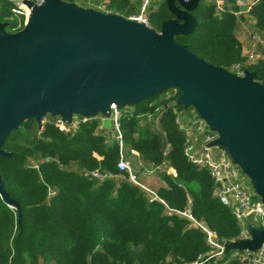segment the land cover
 Segmentation results:
<instances>
[{
    "label": "trees",
    "instance_id": "16d2710c",
    "mask_svg": "<svg viewBox=\"0 0 264 264\" xmlns=\"http://www.w3.org/2000/svg\"><path fill=\"white\" fill-rule=\"evenodd\" d=\"M68 1L126 18L136 14L139 6L138 0ZM253 1L247 6L223 0L219 7L217 0H202L192 11L198 20L195 31L175 38L216 66L232 71L240 64L243 71H254L255 79L264 85V47L256 61L248 62L238 38L246 8L251 30L264 33V0ZM0 9L8 31L23 27L24 18L16 15L11 0H0ZM172 16L166 0L151 1L150 27L160 30ZM174 90L176 101L181 90L169 88L135 106L120 108L119 118L128 154L137 153L142 167L158 172L167 183L157 188L164 204L150 201L126 172L121 179L101 180L92 174L96 170L119 173L118 143L110 127L99 130V118L81 122L71 132L53 123L40 128L34 119L13 130L3 144L11 155H0V172L9 196L21 206V217L0 196V264H184L213 251L190 219L168 209H188L219 239L240 240L242 227L231 208L215 195L217 186L209 171L184 154L186 134L176 123L174 109L188 117L193 113L190 107L168 104L165 97ZM231 253L208 264H224ZM227 264L242 263L230 259Z\"/></svg>",
    "mask_w": 264,
    "mask_h": 264
},
{
    "label": "water",
    "instance_id": "95a60500",
    "mask_svg": "<svg viewBox=\"0 0 264 264\" xmlns=\"http://www.w3.org/2000/svg\"><path fill=\"white\" fill-rule=\"evenodd\" d=\"M201 1L166 0L173 16L156 30L68 0H23L30 14L21 29L10 32L0 19V155H11L3 144L26 120L42 128L44 117L71 123L102 116L109 128L112 105L132 107L176 88V103L194 107L217 133L209 146L227 150L264 205V85L254 71L216 66L175 38L195 31L192 11ZM5 186L0 172V196L20 218L21 206ZM246 232L245 239H219L224 255L264 244V226L247 224Z\"/></svg>",
    "mask_w": 264,
    "mask_h": 264
},
{
    "label": "built area",
    "instance_id": "2783aa9c",
    "mask_svg": "<svg viewBox=\"0 0 264 264\" xmlns=\"http://www.w3.org/2000/svg\"><path fill=\"white\" fill-rule=\"evenodd\" d=\"M11 1L14 3V12L16 15L20 14L23 16L25 23L30 14L29 7H27L23 0ZM33 1L35 3L42 2V0ZM151 1L152 0H139L138 12L131 15L129 18L149 25L148 12ZM87 3L92 4V0H87ZM217 3L218 6L221 7L223 5V0H217ZM98 8H101V6H98ZM250 36L253 48H258L261 51L264 47V33L260 34L251 31ZM245 56L247 57L248 62H254L257 60V56L253 52H248ZM232 72L242 75L244 71L241 69L240 64H236L233 66ZM176 92L177 90H174L166 95L165 99L169 102V105L173 106L176 103V101L172 99V97L176 96ZM110 111L111 134L113 139L117 141L119 147V159L117 162L119 173H101L96 170L92 171V174L101 180L106 178L121 179L122 173L126 172L129 180L143 189L150 201L158 200L164 204L165 201L159 196L156 189L150 187L144 182H141L137 178L132 161L129 159L127 145L124 142L121 131L119 122L121 109L112 105ZM174 111L177 113L176 123L181 129L184 128L186 130V141L184 144L185 156L195 165L205 167L209 171L215 185L217 186L215 195L221 202L231 208L233 214L240 223L242 227L241 239L247 238V224H251L256 228H262L264 226L263 203L255 192L250 189L249 183L247 184L245 177L243 176L242 170L233 162L227 150L219 145L209 146L210 142L217 137V133L211 130L206 125L205 121L195 113V111H192L193 116L190 118L193 119L189 123H186L185 119L180 116L176 109H174ZM146 116L148 119L152 118L151 114H147ZM92 118H99L101 122L100 130L102 131L105 128L104 117L102 116L84 117L82 119L73 117L71 123H67L58 116L48 118L44 117L42 120V127L46 123H53L59 130L63 132H71L81 122H87ZM134 154L137 153L134 152ZM168 211L176 212L179 215L190 219L191 224L205 234L208 246L213 249L211 252L199 255L197 260L184 264H208L209 260L212 258H221L224 256V248L219 243L217 233L203 222L195 219L188 209L184 211L168 209ZM230 259H237L242 264H264V244H262L261 247L254 252L248 250H233L229 259H227L224 264H227V261Z\"/></svg>",
    "mask_w": 264,
    "mask_h": 264
},
{
    "label": "crops",
    "instance_id": "0c3cea01",
    "mask_svg": "<svg viewBox=\"0 0 264 264\" xmlns=\"http://www.w3.org/2000/svg\"><path fill=\"white\" fill-rule=\"evenodd\" d=\"M139 1V0H138ZM254 1L249 0L247 6L252 3ZM251 27H252V20L250 19V16L248 14L247 8L243 10V20L241 21V25L240 28L238 30V38L242 43L243 46V54H247L248 52H253L256 54V58L258 59L261 56V51L258 48H253V44L251 41ZM101 128H99L100 130ZM128 151V148H127ZM129 155V159L132 161L133 167L135 168L136 172L139 173V169L137 168V164L142 166L141 160L139 159V157H137L134 154H128ZM146 171V170H144ZM150 173L157 174L156 171H149ZM152 174L146 173V172H140V175L142 176V180L144 182H148V177H150ZM147 177V178H146ZM151 183L154 187L156 186L157 188L159 187H167V183L160 177V175H158L157 177L155 176V178L152 180V182H148ZM147 183V185H148ZM150 186V184H149ZM152 187V186H150ZM152 187V188H154ZM157 188H154L157 190Z\"/></svg>",
    "mask_w": 264,
    "mask_h": 264
},
{
    "label": "rangeland",
    "instance_id": "374dc122",
    "mask_svg": "<svg viewBox=\"0 0 264 264\" xmlns=\"http://www.w3.org/2000/svg\"><path fill=\"white\" fill-rule=\"evenodd\" d=\"M251 1H253V0H251ZM184 109V108H183ZM190 110H191V113H192V111H195L196 112V114L199 116V114L197 113V111L195 110V108L194 107H190ZM180 114V116L183 118V119H185V121H186V123H189L193 118H190V117H188V114L187 113H179ZM137 168L139 169V173H137L136 172V170H135V168H134V171H135V173H137V178L141 181V182H144L141 178H142V176L140 175V172H142L143 170H145L142 166H140V165H138L137 164ZM143 172H146V173H149V174H152V173H150V172H147V171H143ZM243 172V171H242ZM155 176L157 177L158 176V172H157V174H152L150 177H148V182H152V180L155 178ZM243 176L245 177V180H246V182H247V184L249 183V186H250V189L251 190H253L254 191V189H253V186H252V183H251V180L249 179V177L243 172ZM147 178V177H146ZM147 182V183H148ZM145 184H147L146 182H144ZM150 184V186H152V187H154L151 183H148V185ZM154 188H157L156 186L154 187Z\"/></svg>",
    "mask_w": 264,
    "mask_h": 264
}]
</instances>
